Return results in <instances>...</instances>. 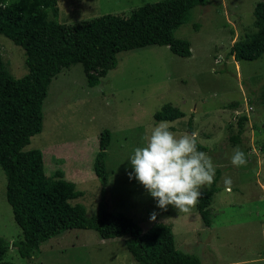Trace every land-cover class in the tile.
I'll list each match as a JSON object with an SVG mask.
<instances>
[{"label": "rangeland", "instance_id": "1", "mask_svg": "<svg viewBox=\"0 0 264 264\" xmlns=\"http://www.w3.org/2000/svg\"><path fill=\"white\" fill-rule=\"evenodd\" d=\"M158 0H57V21L79 22L94 16L128 11ZM263 0H206L191 8L173 35L187 39L191 55L178 56L165 45H147L117 53V65L88 86L80 63L51 79L42 103L41 131L23 150L39 149L46 176L59 172L81 192L86 215L100 205L122 212L146 231L154 223L170 224L175 247L195 254L201 264H264V53L235 61L233 43L256 29L253 10ZM48 18L50 15L48 14ZM0 57L15 77L28 71L23 49L0 34ZM94 72H97L95 70ZM168 105L184 112L162 120L178 136L198 133V145L219 169L218 191L209 206L208 223L196 208L179 212L157 207L132 172L130 156L157 121L154 114ZM241 126L238 125L240 118ZM239 127L241 132L238 133ZM109 130L105 149L107 182L94 172L99 134ZM231 136H237L233 142ZM239 147L247 163L235 167ZM231 178V185L225 179ZM0 167V236L10 243L22 238L5 196ZM209 185L201 190L207 189ZM155 212V220L150 219ZM126 236L101 238L94 230L72 228L39 245L31 258H21L10 245L2 261L14 264H135L125 247Z\"/></svg>", "mask_w": 264, "mask_h": 264}, {"label": "trees", "instance_id": "2", "mask_svg": "<svg viewBox=\"0 0 264 264\" xmlns=\"http://www.w3.org/2000/svg\"><path fill=\"white\" fill-rule=\"evenodd\" d=\"M205 3L158 0L128 11L61 24L56 20L57 0H0V34L23 49L28 69L25 75L15 77L0 57V167L6 178V201L22 233V238L12 243L0 236V264H14L2 261L10 245L21 258L29 259L42 242L72 228L94 230L103 239L126 236L125 247L135 264H201L195 254L175 247L170 224L154 223L143 231L128 215L108 211L102 205L87 216L85 207L73 202L81 195L74 184L59 172L46 176L41 151L23 147L41 131L42 103L51 79L61 70L80 63L88 86H94L117 65L116 55L121 51L165 45L172 53L188 57L190 42L175 37L173 30L184 22L191 8ZM253 17L256 30L235 41L230 49L235 61L254 60L264 53V0L256 3ZM183 116L184 112L168 105L154 114L157 121ZM242 120L246 116L240 118V127ZM188 130L192 132L190 119ZM109 137V130L100 132L94 160V172L103 184L107 182L104 156ZM230 140L236 142L238 137ZM198 149L209 148L198 145ZM219 173L217 169L214 182L201 190L195 206L205 224L218 191Z\"/></svg>", "mask_w": 264, "mask_h": 264}, {"label": "clouds", "instance_id": "3", "mask_svg": "<svg viewBox=\"0 0 264 264\" xmlns=\"http://www.w3.org/2000/svg\"><path fill=\"white\" fill-rule=\"evenodd\" d=\"M166 121L157 122L150 135H145L143 146H138L130 156L135 178L156 200L157 207L166 210L169 205L179 212L189 213L201 198V189L214 182L216 165L212 158L198 149V133L179 136L170 130ZM233 166L247 163L246 154L239 148L231 156ZM231 178L225 179L231 185ZM153 212L150 219L155 220Z\"/></svg>", "mask_w": 264, "mask_h": 264}]
</instances>
